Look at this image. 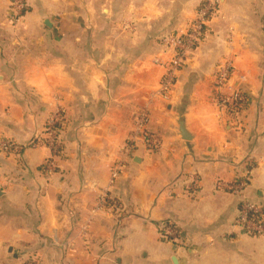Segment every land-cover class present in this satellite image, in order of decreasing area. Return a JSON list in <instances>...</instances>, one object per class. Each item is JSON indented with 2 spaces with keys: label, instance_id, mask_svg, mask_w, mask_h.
Here are the masks:
<instances>
[{
  "label": "crops",
  "instance_id": "0c3cea01",
  "mask_svg": "<svg viewBox=\"0 0 264 264\" xmlns=\"http://www.w3.org/2000/svg\"><path fill=\"white\" fill-rule=\"evenodd\" d=\"M206 1L26 0L14 24L0 0V138L19 148L0 154V264H264V236L236 223L244 201L264 211V0H217L161 92V40ZM222 70L238 113L216 104ZM141 112L153 148L133 137ZM55 113L47 174L29 143Z\"/></svg>",
  "mask_w": 264,
  "mask_h": 264
},
{
  "label": "built area",
  "instance_id": "2783aa9c",
  "mask_svg": "<svg viewBox=\"0 0 264 264\" xmlns=\"http://www.w3.org/2000/svg\"><path fill=\"white\" fill-rule=\"evenodd\" d=\"M10 8L12 10V22L15 24L26 13L27 2L26 0H10ZM217 9V0H207L197 8L193 18L187 24L183 36L162 38L161 42L170 48V58L163 64L165 70L160 80L161 92L168 93L171 91L178 79V73L199 44L203 30L215 16ZM229 78L226 70H222L216 74L215 86L218 89L216 104L222 110L238 113L245 105L246 97L238 90H228ZM225 90H228V92H225ZM147 122L148 115L146 112L136 115L135 136L133 137L134 139L138 138L141 140L149 148H153L156 143L147 133ZM44 132L46 134L45 139L35 138L29 143V146L35 148L44 145L49 149L51 157L45 163V171L47 174H51L55 168L53 158L56 155V144L58 143L60 133V116L58 113L51 116ZM18 150L19 148L15 143L0 138V154H14ZM118 170L117 168L113 169L111 179L117 177ZM247 182V178L235 181L229 184L227 189L231 193L238 195L247 187ZM236 223L251 235L264 236V211L253 202L244 201L241 203ZM164 236L165 238L174 239L175 232L169 227L164 226Z\"/></svg>",
  "mask_w": 264,
  "mask_h": 264
},
{
  "label": "water",
  "instance_id": "95a60500",
  "mask_svg": "<svg viewBox=\"0 0 264 264\" xmlns=\"http://www.w3.org/2000/svg\"><path fill=\"white\" fill-rule=\"evenodd\" d=\"M179 132H180V135L181 137L184 139V140H188L189 137L187 136V134L185 133V130L183 128V124L180 122L179 123Z\"/></svg>",
  "mask_w": 264,
  "mask_h": 264
},
{
  "label": "trees",
  "instance_id": "16d2710c",
  "mask_svg": "<svg viewBox=\"0 0 264 264\" xmlns=\"http://www.w3.org/2000/svg\"><path fill=\"white\" fill-rule=\"evenodd\" d=\"M171 227H173V226H171ZM161 233H162V235H164V229L162 228V230H161Z\"/></svg>",
  "mask_w": 264,
  "mask_h": 264
}]
</instances>
